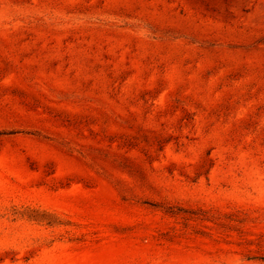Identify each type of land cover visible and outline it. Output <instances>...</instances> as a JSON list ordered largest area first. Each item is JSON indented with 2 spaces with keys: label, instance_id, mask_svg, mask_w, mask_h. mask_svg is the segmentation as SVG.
Returning <instances> with one entry per match:
<instances>
[{
  "label": "rangeland",
  "instance_id": "374dc122",
  "mask_svg": "<svg viewBox=\"0 0 264 264\" xmlns=\"http://www.w3.org/2000/svg\"><path fill=\"white\" fill-rule=\"evenodd\" d=\"M0 264H264V0H0Z\"/></svg>",
  "mask_w": 264,
  "mask_h": 264
}]
</instances>
